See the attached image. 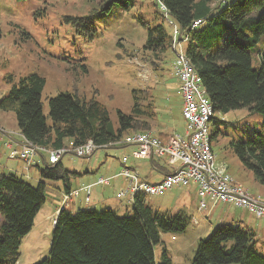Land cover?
<instances>
[{
	"label": "trees",
	"instance_id": "16d2710c",
	"mask_svg": "<svg viewBox=\"0 0 264 264\" xmlns=\"http://www.w3.org/2000/svg\"><path fill=\"white\" fill-rule=\"evenodd\" d=\"M158 1L178 25L179 40L187 39L184 52L214 105L212 145L226 137L223 148L231 150L264 185V49H257L264 36V0ZM133 5L134 0H99L89 13L66 20L93 39L100 17ZM197 20L201 22L195 24ZM140 21L147 29L144 48L160 58L172 45L171 35L161 23ZM256 50L260 63L254 67ZM4 79L9 89L0 98V110L14 112L20 133L48 149H69L90 140L99 147L117 145L127 131H150L157 115L142 89L133 90L130 114L117 110L118 126L106 105L76 90L48 97L47 115L42 99L44 76L32 72L16 78L7 73ZM239 109L248 110V117L225 118ZM47 161L39 165L36 185L17 173L0 175V264L18 262L23 239L46 201V181L62 180L70 192V178L79 173L62 160ZM190 222L192 217L182 210L172 215L153 209L142 194L135 195L132 212L124 215L111 207L75 211L62 207L55 217L49 254L34 264H173L165 246L159 262L155 247L163 242V232H182ZM256 236L253 228L241 222L221 221L199 239L191 264H264V250L257 246Z\"/></svg>",
	"mask_w": 264,
	"mask_h": 264
},
{
	"label": "rangeland",
	"instance_id": "374dc122",
	"mask_svg": "<svg viewBox=\"0 0 264 264\" xmlns=\"http://www.w3.org/2000/svg\"><path fill=\"white\" fill-rule=\"evenodd\" d=\"M98 3L99 0H0V98L9 89V84L4 79L7 73H13L17 78L37 72L46 79L42 92L45 114H49L48 97L61 91L76 90L80 95L86 98L94 96L106 105L111 119L118 126L117 110L130 114L134 103L133 90L142 89L152 99L157 110V119L174 121L182 131L185 123L178 93L180 80L173 69L176 56L174 45L179 40V33L177 35L175 31L178 26L175 20L168 16L158 0H134V5L129 10L116 8L112 13L100 17L97 20V33L93 39H89L80 34L66 17L85 15ZM140 18L151 24H163L171 35L172 45L160 58L144 48L147 29ZM177 45L178 49L184 50L187 39L179 40ZM257 49H264V36ZM252 63L254 67L260 63L257 50L252 53ZM246 117L248 110L245 109L225 115L227 119ZM48 119L50 121V117ZM0 121L7 129L19 128L12 111L0 110ZM128 132L130 131L124 136L132 134ZM226 142L227 138L223 136L213 141L217 162L223 161L234 178L251 193L258 191L260 186L264 187L231 150L223 148ZM133 149V146H102L90 157L67 153L62 162L65 167L77 170V174L82 172V176L94 177L105 172L108 175L117 173L122 168L120 159L129 156L127 166L136 167L142 176L154 171L150 159L132 157ZM46 157L48 158L47 155ZM0 160L18 161L23 169L18 174L34 185L39 182L38 168L34 167L26 172L23 164H27L10 158L8 149L3 145L0 147ZM44 163L41 160L40 164ZM77 174L71 177L74 188L75 180L80 176ZM55 181L60 186L63 185L62 180ZM114 181L125 180L119 177ZM97 188L94 187L93 191ZM194 192H197L194 186H188L176 187L158 195H143L153 209L172 215L182 210L192 217V222L184 231L162 233L163 242L155 247V256L159 262L163 260L162 250L165 246L173 264H191L199 239L208 236L218 224L217 218L206 215L213 203L209 202L205 209H199V199L196 201ZM190 195L192 199H189ZM84 197L85 192L81 191L75 198L79 201ZM260 198L264 200V194ZM113 202L115 205L121 203L120 207L92 206L91 202L84 208L111 207L119 215L132 212L129 197L113 199ZM72 203L69 202L67 206L70 207ZM42 206L31 231L23 239L16 264H34L49 254L53 216L57 214L58 206L49 195ZM226 207L236 209L224 204H219L217 208L221 210Z\"/></svg>",
	"mask_w": 264,
	"mask_h": 264
},
{
	"label": "built area",
	"instance_id": "2783aa9c",
	"mask_svg": "<svg viewBox=\"0 0 264 264\" xmlns=\"http://www.w3.org/2000/svg\"><path fill=\"white\" fill-rule=\"evenodd\" d=\"M200 22L201 20H197L195 24ZM175 31L178 35V27H175ZM177 43L179 44V41L174 45L176 56L173 69L180 80L182 114L186 121L185 133H174L167 140H163L152 131H138L125 136L121 142L136 146L131 154L136 159L167 158L171 164H180L179 168L159 181H149L136 167L127 166L129 156H123L122 168L115 175L99 176L94 184L64 193L63 202L58 211L68 204L72 196L79 195L82 190H85L84 202L88 203L91 200L92 186L109 185L113 178L122 177L126 186L117 192V198L131 197V202L136 194L158 195L175 187L195 185L199 209H205L210 201L222 202L244 208L258 218L264 217V200L254 197L248 188L239 183L229 172L226 164L217 162L211 138V121L216 115L214 105L199 73L184 50L178 49ZM6 138L7 133L0 128V141ZM23 138L25 144L20 148L14 146L9 139L5 141V145L9 148L10 158H21L27 164H31L36 156L44 151L49 153V163L54 164L67 152L88 157L99 147L90 140L69 149H48L34 145L24 135ZM55 217L56 215L53 222Z\"/></svg>",
	"mask_w": 264,
	"mask_h": 264
},
{
	"label": "crops",
	"instance_id": "0c3cea01",
	"mask_svg": "<svg viewBox=\"0 0 264 264\" xmlns=\"http://www.w3.org/2000/svg\"><path fill=\"white\" fill-rule=\"evenodd\" d=\"M178 93H179V97H180V110H181V115H182V95L180 93L179 88H178ZM183 121L185 123V126H184L183 130L180 131L179 125H177L174 121L167 120V119H165L163 121H159L157 119V115H156L152 120V125H151L150 131H152V133L154 135L162 138L163 140H167L174 133H184L185 132L186 121H185V119ZM0 128L2 130H4V132L7 133V138L3 141H0V147H1V145H3L9 151V148L5 145V141L7 139L11 140L13 145L18 147V148L22 147L25 144V140L23 138V135L20 133L19 128L18 129H7V127L1 121H0ZM126 146H133L134 149L136 148L135 145L128 144V143H119L117 145H110L109 147H106V148H114V147L119 148V147H126ZM46 155L48 156L47 151L39 153L36 156L35 160L31 164H27V162H25L21 158H12V159H17V160L23 161V163H26L27 166L22 163L24 165V169L26 172L29 169H32L34 167L38 168V171H39V165H42V164H40L41 160H43L45 162L48 159L46 157ZM88 157H90V156H88ZM140 159H142V158H140ZM147 159H150L151 164L153 166V169H155L154 171H150V172L145 173L143 175V177L149 181H159V180L163 179L164 176H166V175L174 172L175 170H177L180 166V164L169 163L167 158H147ZM61 160H62V158H61ZM121 160H122V158L120 159V161ZM222 162H218V163H222ZM121 164H122V162H121ZM19 170H23V169H22L21 164H18V161H16V160H5V161L0 160V175L3 173H17L18 174L21 172ZM86 172H88V169L86 170ZM104 174H106V175H104ZM115 174H112V175H115ZM77 175H80V176H79V178H77L75 180V182H76L75 188H82L86 185L94 184L99 176H102V175L109 176L107 172L100 173L94 177L82 176V172L80 174H77ZM116 178L118 179L119 177L113 178L111 181V184H109V185H105V186L94 185V186H92V189H91L92 194H91L90 202L86 203V202H84V199L78 201V199L75 198V197H78V195H74L68 201V203L73 202L72 203L73 206L70 205V207H69L66 205L65 207L75 211L80 207L84 208L87 204H89L91 202H93L92 206L111 205L113 207H120L121 203H118L117 205H115L113 202V199H117V192L126 186V182L125 181H114ZM70 180H71V178H70ZM238 182L241 183L240 181H238ZM46 183H47L46 194L51 196V198L54 200V203L56 204V206H58L57 207V210H58V208L62 205V202H63V194L68 192V191H66V189L64 188V185L60 186V184H58V182L55 180L46 181ZM191 186H194V189L196 190L195 185H190V187ZM94 187H98L96 191L95 190L93 191ZM180 187H184V186H180ZM75 188L73 187V183L71 181L70 189L72 190ZM82 191L85 192V190H82ZM187 193L189 194L190 191ZM263 194H264V187H262V186H260V188L258 187V191H255L252 193V195L256 198H260V195H263ZM193 196H195V198L197 199L196 201H198L199 198H198L197 192H194ZM189 199H192V195L189 196ZM129 201L131 202V197H129ZM211 203H213V204H212V207L208 210V212L206 214L207 216L211 215L212 218L213 217L217 218L219 220L218 223L221 221L241 222L242 224L253 228L254 231L256 232V235H257L256 237L258 239L257 246L260 249L264 250V217L258 218L255 215H253L252 213L248 212L246 209L239 208V207H236V209L226 207V208L219 210L217 208L219 204L230 205L232 207H235V206H233L231 204L222 203V202H218V203L211 202ZM42 207H41V209H42ZM72 207H74V208L72 209ZM41 209H40V211H41ZM39 212H38V214H39ZM38 214L36 215V218H37ZM36 218H35V220H36ZM210 222L212 223L211 220H210Z\"/></svg>",
	"mask_w": 264,
	"mask_h": 264
},
{
	"label": "water",
	"instance_id": "95a60500",
	"mask_svg": "<svg viewBox=\"0 0 264 264\" xmlns=\"http://www.w3.org/2000/svg\"><path fill=\"white\" fill-rule=\"evenodd\" d=\"M110 145H104V147H109Z\"/></svg>",
	"mask_w": 264,
	"mask_h": 264
},
{
	"label": "clouds",
	"instance_id": "9594fccd",
	"mask_svg": "<svg viewBox=\"0 0 264 264\" xmlns=\"http://www.w3.org/2000/svg\"><path fill=\"white\" fill-rule=\"evenodd\" d=\"M58 212H59V211H58ZM58 212H57V213H58ZM56 215H57V214H56Z\"/></svg>",
	"mask_w": 264,
	"mask_h": 264
}]
</instances>
